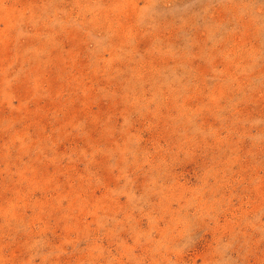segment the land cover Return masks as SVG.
I'll use <instances>...</instances> for the list:
<instances>
[{
	"label": "rangeland",
	"instance_id": "1",
	"mask_svg": "<svg viewBox=\"0 0 264 264\" xmlns=\"http://www.w3.org/2000/svg\"><path fill=\"white\" fill-rule=\"evenodd\" d=\"M0 264H264V0H0Z\"/></svg>",
	"mask_w": 264,
	"mask_h": 264
}]
</instances>
